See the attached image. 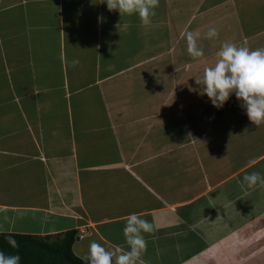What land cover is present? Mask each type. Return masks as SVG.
<instances>
[{"label":"crops","instance_id":"crops-1","mask_svg":"<svg viewBox=\"0 0 264 264\" xmlns=\"http://www.w3.org/2000/svg\"><path fill=\"white\" fill-rule=\"evenodd\" d=\"M104 2L0 0V233L74 230L88 264L92 241L127 249L137 213L157 226L144 264H264V187L241 183L264 174V123L233 95L204 103L214 121L173 129L208 98L191 97L175 46L188 32L200 47L264 45L253 26L264 0H159L150 28ZM219 50L201 61L214 66Z\"/></svg>","mask_w":264,"mask_h":264},{"label":"clouds","instance_id":"clouds-1","mask_svg":"<svg viewBox=\"0 0 264 264\" xmlns=\"http://www.w3.org/2000/svg\"><path fill=\"white\" fill-rule=\"evenodd\" d=\"M104 3L109 11L118 12L121 18L138 16L141 24L150 28L153 26V18L157 15L159 0H105ZM116 27L120 32L121 28H126L127 25L120 22ZM206 36L210 40L218 38L219 31L210 27ZM199 38V32L186 34L187 51L193 58H203L205 55L203 48L199 46ZM217 56L215 65L207 67L202 78L196 79L201 94H206L217 109H222L235 95L255 125L264 123V48L251 49L246 43L237 45L226 42ZM241 183L248 188L258 185L264 187V174H246ZM156 230L157 226L153 221L131 213L123 228L127 249L110 248L92 241L89 245L88 264H144L142 257L148 245L145 233H154ZM9 242L13 247H17L11 238ZM0 264H21V257L0 251Z\"/></svg>","mask_w":264,"mask_h":264},{"label":"trees","instance_id":"trees-1","mask_svg":"<svg viewBox=\"0 0 264 264\" xmlns=\"http://www.w3.org/2000/svg\"><path fill=\"white\" fill-rule=\"evenodd\" d=\"M76 237L74 230L46 237L0 233V251L19 255L21 264H85L73 252ZM9 238L16 242L17 247L10 244Z\"/></svg>","mask_w":264,"mask_h":264},{"label":"rangeland","instance_id":"rangeland-1","mask_svg":"<svg viewBox=\"0 0 264 264\" xmlns=\"http://www.w3.org/2000/svg\"><path fill=\"white\" fill-rule=\"evenodd\" d=\"M262 15H263L262 14V10L261 9H257L256 16L254 17L256 22H255V25L253 24L255 32H257V33H259L258 31L261 32V31H263L262 29H264V16H263V19H262ZM219 35L221 36L220 33H219ZM222 35H225L224 31L222 32ZM216 41H218V40H216ZM259 41H262L264 43V35L259 37ZM218 43L221 44V41H218ZM224 43L225 42L222 41V45ZM246 44L248 45L249 43L247 42ZM248 47L251 48V49L264 48V45H253V46H248ZM175 48H176V50H174V51H176L175 53H177V60H178L177 61L178 62L177 63V68L178 67L180 68L181 64H183L185 62L184 66H182V72L184 73V75H185L186 71L188 69H190L189 74L191 75V77H190V80L188 81L187 86H188L189 89L193 88L192 89L193 92L191 93V97L198 99L201 96V90L198 91V88L197 89L194 88V87H200L199 85H197L196 79L202 78L200 76L202 74H200L199 71L204 73V70L207 67H209L210 64L209 63L206 64L205 62L201 61V58H193L192 56H191V58L190 57L187 58V56H185L187 53H185V50H184L185 48H187L186 43H184L183 46L176 45ZM202 48H203V50L205 52V55H204L203 58H205L206 56H209L210 54L215 53V50L221 49L219 47L218 48H214V47H212L210 45H208L206 47H202ZM215 59H212L209 62H213ZM186 65L188 67H186ZM211 66H213V65H211ZM183 73L181 74V76H179V73H177L176 78L173 80L174 83H177V86H178L179 82H182L180 80L183 77ZM196 90H197V92L194 93ZM175 91L177 92V91H179V89H175ZM233 97L236 98L235 95ZM200 99L196 100V102H199ZM230 101L231 100H229L228 102H230ZM228 102L225 104L226 106L230 105V103H228ZM125 103H126V100H125ZM204 103L210 104V105L212 104L211 100L208 97L206 102H205V100L204 101L202 100L200 102V104L202 106L201 110H200L198 105H194L193 104V105L189 106L190 109L185 108V111L177 113L176 118L174 117L176 119L177 123H176V127H174L173 129H175L176 134H177L178 137L185 135V130H186V126H187L186 125V120H190V121L194 122V121H197V119L198 120L200 118L202 119V117H207V120L212 122V121H214L216 119L215 116L211 117L212 116V111L209 109V108H211L210 105H208L206 107L208 110L206 112H203V110L206 109V108L204 109V107H205ZM131 115H134V117L136 116L135 112L133 114H131ZM129 120H131V119L129 118ZM226 128H227L228 131L230 130L229 126H227ZM194 129L195 128H193V132H194ZM194 133L196 134L197 132L195 131Z\"/></svg>","mask_w":264,"mask_h":264},{"label":"water","instance_id":"water-1","mask_svg":"<svg viewBox=\"0 0 264 264\" xmlns=\"http://www.w3.org/2000/svg\"><path fill=\"white\" fill-rule=\"evenodd\" d=\"M78 239V238H77Z\"/></svg>","mask_w":264,"mask_h":264}]
</instances>
